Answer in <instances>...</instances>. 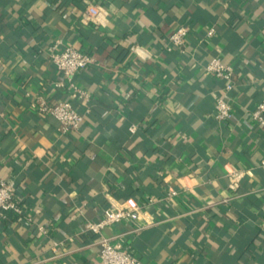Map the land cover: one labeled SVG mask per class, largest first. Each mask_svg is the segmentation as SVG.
Here are the masks:
<instances>
[{"label": "crops", "instance_id": "crops-1", "mask_svg": "<svg viewBox=\"0 0 264 264\" xmlns=\"http://www.w3.org/2000/svg\"><path fill=\"white\" fill-rule=\"evenodd\" d=\"M94 4L98 23L84 20ZM179 25L184 46L168 50ZM55 39L89 50L88 97L54 86ZM212 57L234 70L221 123ZM263 96L264 0H0V177L22 208L0 217V264H90L86 221L128 197L140 210L102 234L141 264H264V127L248 113ZM39 97L71 100L80 127L61 132Z\"/></svg>", "mask_w": 264, "mask_h": 264}, {"label": "built area", "instance_id": "built-area-1", "mask_svg": "<svg viewBox=\"0 0 264 264\" xmlns=\"http://www.w3.org/2000/svg\"><path fill=\"white\" fill-rule=\"evenodd\" d=\"M100 14L97 5H89L86 8L84 20L98 23ZM187 34L188 27L179 25L169 36L167 49L181 50ZM213 34L214 28L211 27L207 30L206 36L209 37ZM132 50L139 57H143L137 46H134ZM47 52L55 69L63 76V80L54 82V86H66L73 97L77 99L88 97L86 91L78 85L76 74L92 63L89 50L63 42L61 39H55L48 45ZM203 68L207 74L224 81L223 92L215 98L213 118L220 123L225 122L232 112V104L228 100L227 93L234 86V70L232 66L225 64L218 57H212L204 64ZM31 107L37 112L55 119L61 132L78 129L84 120V113L78 110L71 100L61 99L52 102L39 97L31 104ZM248 113L255 126L264 127V96L249 109ZM134 130L135 126L132 125L130 131ZM259 167L264 172V156L259 160ZM176 194L177 191L170 188L166 192V197ZM150 201L152 202V200ZM9 210L19 213L22 208L15 197L14 182L0 177V217H5V212ZM139 210L138 202L134 198L128 197L120 204L105 208L101 218L86 221L85 231L98 236L100 247L98 257L90 264H141L140 258L132 252L127 243L115 242L102 234V230L106 226L117 225L122 221L129 220ZM38 229L44 231L42 227Z\"/></svg>", "mask_w": 264, "mask_h": 264}, {"label": "trees", "instance_id": "trees-1", "mask_svg": "<svg viewBox=\"0 0 264 264\" xmlns=\"http://www.w3.org/2000/svg\"><path fill=\"white\" fill-rule=\"evenodd\" d=\"M7 212H8V211L5 212V217H3V218H6V217H7Z\"/></svg>", "mask_w": 264, "mask_h": 264}]
</instances>
